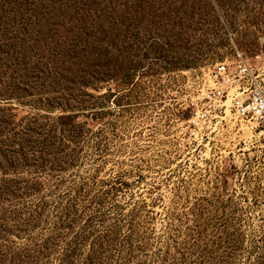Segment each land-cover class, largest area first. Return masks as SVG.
Here are the masks:
<instances>
[{"label":"rangeland","instance_id":"374dc122","mask_svg":"<svg viewBox=\"0 0 264 264\" xmlns=\"http://www.w3.org/2000/svg\"><path fill=\"white\" fill-rule=\"evenodd\" d=\"M240 56L264 0H0V264H264V129L190 123Z\"/></svg>","mask_w":264,"mask_h":264},{"label":"built area","instance_id":"2783aa9c","mask_svg":"<svg viewBox=\"0 0 264 264\" xmlns=\"http://www.w3.org/2000/svg\"><path fill=\"white\" fill-rule=\"evenodd\" d=\"M200 103L190 121L195 127L234 114L254 129H264V67L245 56L218 65L205 75Z\"/></svg>","mask_w":264,"mask_h":264},{"label":"trees","instance_id":"16d2710c","mask_svg":"<svg viewBox=\"0 0 264 264\" xmlns=\"http://www.w3.org/2000/svg\"><path fill=\"white\" fill-rule=\"evenodd\" d=\"M63 118H64V117H61V119H63ZM56 126H58V125H56ZM53 133L56 134L54 131H53ZM56 135H57V134H56ZM61 136H62V135H61ZM61 138H62V137H61Z\"/></svg>","mask_w":264,"mask_h":264}]
</instances>
